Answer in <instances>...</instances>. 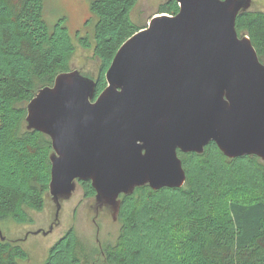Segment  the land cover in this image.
<instances>
[{
  "label": "water",
  "instance_id": "95a60500",
  "mask_svg": "<svg viewBox=\"0 0 264 264\" xmlns=\"http://www.w3.org/2000/svg\"><path fill=\"white\" fill-rule=\"evenodd\" d=\"M175 1V15H154L120 46L97 97L95 80L75 69L28 102L27 130L51 140L55 219L80 181L113 220L120 195L181 188L177 151L202 154L214 142L229 159L264 161V64L235 28L252 0Z\"/></svg>",
  "mask_w": 264,
  "mask_h": 264
},
{
  "label": "trees",
  "instance_id": "16d2710c",
  "mask_svg": "<svg viewBox=\"0 0 264 264\" xmlns=\"http://www.w3.org/2000/svg\"><path fill=\"white\" fill-rule=\"evenodd\" d=\"M138 2L89 0L91 35L78 39L98 60L95 75L83 74L95 80V97L106 87L105 72L117 50L146 27L132 19ZM178 9L175 0H166L157 11L175 15ZM235 28L238 35L249 37L264 64V11L240 12ZM73 52L64 20L58 19L52 27L46 22L43 0H0V215H9L16 223L29 221L25 209L42 211L49 196L51 140L27 130L26 106L39 89L52 86L58 74L70 71ZM213 150L216 156H208ZM177 155L181 156L185 183L189 177L185 157L206 158L194 170L191 190L185 184L157 191L143 186L130 195H120L117 219L125 220V234L118 245L104 250L103 263L264 264V197H243L240 192L247 191V185L233 182V176L231 179L224 170L225 163L240 168L258 157L229 159L214 142L202 154L177 151ZM79 183L86 188L87 197L95 196L89 181ZM143 191L148 194L135 202L136 194ZM180 193L184 195H176ZM169 194L180 198L173 201L175 198H167ZM140 218H146L156 230L162 229L159 235L168 240V261L160 262L158 255L150 253L157 248L146 244L142 234L132 235ZM14 243L0 240V264H19L25 259V252ZM76 245L69 230L48 249L43 264H80Z\"/></svg>",
  "mask_w": 264,
  "mask_h": 264
},
{
  "label": "rangeland",
  "instance_id": "374dc122",
  "mask_svg": "<svg viewBox=\"0 0 264 264\" xmlns=\"http://www.w3.org/2000/svg\"><path fill=\"white\" fill-rule=\"evenodd\" d=\"M165 1L139 0L132 12V19L139 27L147 26L150 19L158 14L159 5ZM43 4L44 18L49 27L62 18L73 42L74 52L69 58L68 69H77L82 74L95 75L98 60L93 57L90 50L81 46L78 39V37L91 35L89 0H43ZM259 10L264 11V0H252L249 11ZM88 22L90 25L87 26ZM216 154V151L213 150L208 153V156L212 157ZM179 157L181 158V156ZM185 161L189 168V177L184 183V188L190 191L196 178L194 170L195 168L198 170L197 167L205 162L206 158L185 157ZM249 162L250 164L247 163L240 168H235L231 163H223L224 170L228 172L231 179L233 176V182L247 185L248 190L240 192L243 197L245 195L246 198L264 197V161L260 158H253ZM191 170H193L192 173ZM147 194L146 191L138 192L134 201L140 203L139 200ZM176 195L182 197L184 193ZM176 195L169 194L167 198H175L174 201L180 198ZM194 209L197 211L196 208ZM25 211L29 218V221L25 223H16L9 215H0V233L4 239L2 240L0 237V240L15 242L14 244H17L26 254L25 259L19 264H43L48 249L69 230L73 231L77 242L76 254L80 264H104V255H102L104 250L109 246L118 245L123 238V233L125 234V220L123 218L113 220L110 207L103 206L96 212L94 197H87L86 188L79 182L72 196L61 202L56 219V206L50 196L47 197L46 205L42 211L31 209H25ZM170 217L171 215L165 216L164 222L170 220ZM138 222L132 235L134 236L136 232L142 234L143 238L146 237L145 243L148 245L153 243L157 248L150 253L158 255L160 262H165L169 247L167 242L165 243L168 240L159 235L162 233V229L156 230L154 226H150L146 218H140ZM52 226V231L48 232ZM147 229H149L148 232ZM39 230L45 233H38Z\"/></svg>",
  "mask_w": 264,
  "mask_h": 264
},
{
  "label": "flooded vegetation",
  "instance_id": "af4514ba",
  "mask_svg": "<svg viewBox=\"0 0 264 264\" xmlns=\"http://www.w3.org/2000/svg\"><path fill=\"white\" fill-rule=\"evenodd\" d=\"M53 224H55V223H53ZM42 231V230H41Z\"/></svg>",
  "mask_w": 264,
  "mask_h": 264
}]
</instances>
